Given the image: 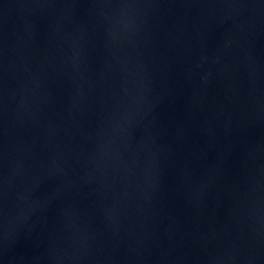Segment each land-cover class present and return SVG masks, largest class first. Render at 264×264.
I'll return each instance as SVG.
<instances>
[{
  "label": "water",
  "instance_id": "1",
  "mask_svg": "<svg viewBox=\"0 0 264 264\" xmlns=\"http://www.w3.org/2000/svg\"><path fill=\"white\" fill-rule=\"evenodd\" d=\"M0 264H264V0H0Z\"/></svg>",
  "mask_w": 264,
  "mask_h": 264
}]
</instances>
